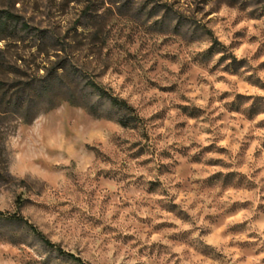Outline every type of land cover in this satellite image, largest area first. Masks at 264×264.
Instances as JSON below:
<instances>
[{"label": "rangeland", "instance_id": "374dc122", "mask_svg": "<svg viewBox=\"0 0 264 264\" xmlns=\"http://www.w3.org/2000/svg\"><path fill=\"white\" fill-rule=\"evenodd\" d=\"M164 1L179 18H148V0H0V8L30 26L15 32L23 40L9 48L10 60L23 58L28 67L0 72V194L15 197L0 212V264H80L44 245L27 225L43 227L40 214L50 211L75 219L89 243L70 247V241L43 236L83 264H108L96 252L110 243L113 261L124 254L120 264H244L249 256L264 264V236L254 230L264 222V96L258 94L264 92V0ZM38 30L58 41L47 39L36 52L30 37ZM245 43L255 50L238 58L234 50ZM52 48L64 50L55 56ZM65 57L71 65L60 71L61 79L49 80L54 61ZM205 72L225 89H216ZM28 78L49 82L26 106ZM89 82L130 109L96 100ZM205 88L207 105L200 107ZM61 104L83 108L79 118L99 120L102 127L126 122L119 124L122 134L112 133L113 149L88 146L112 167L98 168L84 184L74 180L65 195H74L75 203L49 191L50 185H17L7 171L15 163L12 138L28 156L53 155L47 141L66 130L55 111ZM40 114L44 119L36 125ZM201 131L211 142L195 139ZM143 209L149 214L140 215ZM241 235L246 239H234Z\"/></svg>", "mask_w": 264, "mask_h": 264}, {"label": "clouds", "instance_id": "9594fccd", "mask_svg": "<svg viewBox=\"0 0 264 264\" xmlns=\"http://www.w3.org/2000/svg\"><path fill=\"white\" fill-rule=\"evenodd\" d=\"M235 15V14H233ZM249 29L251 30V23L246 22ZM244 24L241 25L243 27ZM227 42V41H226ZM246 49L255 50V45L245 43L242 48L234 50L235 55L239 58L244 54ZM209 81H211L216 89L223 90L225 85L222 83H216V77H208L207 73H203ZM260 77L264 79V72L259 73ZM231 80L235 81V77H231ZM103 82L107 83V77L103 78ZM253 92L257 90L253 89ZM199 94V90L194 95ZM264 96V92L258 93ZM215 95V93H213ZM96 100H99V95L95 96ZM208 101L207 88L204 89V95L202 99L196 101L200 107H205ZM106 104H110V101H106ZM177 103H180L177 100ZM58 114H62L66 124V130L59 132L55 137L47 141V149L50 150L53 155H49L45 158L32 157L25 154L22 150L21 145L16 138L11 139L12 147L15 152V163L7 168L8 175L18 185L20 181L32 182L40 185H50L49 191L55 190L59 192L63 199L71 200L73 203L76 202L74 195H65V193L73 190V181L78 180L79 183L84 184L89 181L91 177H94L98 168H111L112 165L101 163L96 156L95 151L90 150L88 146H100L103 150L113 149L112 144V133L119 132L123 133V128L120 127L119 123L110 124L108 127H102L99 120L85 121L79 118L81 113H84V109L81 107L68 108L66 109L63 104L59 109H55ZM176 112H169V117H175ZM44 119L43 114L37 116L33 121L34 124L39 125L40 120ZM195 123V121H189V124ZM208 125H201V129L207 128ZM71 133V135H69ZM195 139L202 145H206L211 142V138L204 135L201 131ZM171 141H169L170 143ZM227 141H223L221 146H226ZM7 147V144L5 145ZM210 157L213 153L208 154ZM36 161H40L37 163ZM264 161V158H262ZM137 175H147L144 170H135ZM264 175V173H262ZM151 177H149L150 179ZM113 191L116 190V185H110ZM18 191L19 189L16 188ZM139 197V193H137ZM14 196H10L5 192L0 194V212H4L9 209V205H14ZM32 205H25V207H31ZM80 207L87 211V206L81 203ZM135 207L126 210L121 216V222H123V215H127L129 211H134ZM157 211H159L157 209ZM23 214V210H21ZM113 209L110 208L108 211V217H111ZM140 215H148V210L143 209ZM241 216H246L245 213H240ZM43 227L41 224L35 223L34 227L38 231H41L43 235L47 236L53 243H58L62 239L68 243L70 241V247L75 246L79 241L81 246L85 243H89L87 239L81 240V230L76 227V220L65 221L58 212L50 211L47 213L40 214ZM239 217H237L238 219ZM134 223V221H129ZM185 228L189 225H185ZM254 230L258 231L261 236H264V222L255 225ZM97 232L99 229L96 230ZM55 233V234H52ZM153 240L158 239V236L153 235ZM233 239V237H228ZM234 239L244 240L245 236H237ZM211 242V241H209ZM92 250L95 251L97 244L91 245ZM107 251H98L96 255L102 260H106L108 264H120V261L124 259V254L120 253L115 257L113 261V253L116 252L114 244L106 245ZM181 251L180 248L175 249ZM261 257L249 256L244 264H257ZM130 264H136L133 260Z\"/></svg>", "mask_w": 264, "mask_h": 264}, {"label": "trees", "instance_id": "16d2710c", "mask_svg": "<svg viewBox=\"0 0 264 264\" xmlns=\"http://www.w3.org/2000/svg\"><path fill=\"white\" fill-rule=\"evenodd\" d=\"M112 1H110L111 3ZM148 3H150L149 11L147 13L148 18H179V11L173 10L171 7V4L164 1V0H148ZM21 16L9 9L6 8H0V72L3 74H12L16 71H19L20 67L27 68L28 64H25V61L23 58H18L13 60H10L11 54L9 52V48L12 45H16L17 42H21L23 39L22 37H18L15 32L17 30H30V26L27 22L20 19ZM31 46L35 48L36 52L41 51V47H43L44 42L48 39L49 41L57 42L58 39L54 36L47 37L44 34H42V30H38L35 34V36L30 37ZM56 50L55 56H57V51H63V48H52ZM32 54V52L30 53ZM34 54V53H33ZM65 58H62V60H59L58 62L54 61L53 64V75L50 76L49 80H52L53 78L61 79L60 71L65 70L69 65V60ZM17 61H22V64H17ZM38 69L35 66V70ZM48 81H43V83L35 84L34 82H28L31 81L30 78L26 80V106L30 104L32 101L31 99L36 96L38 93H42L45 86H47ZM3 81L0 78V87L2 85ZM91 90L94 92L95 95H99V98L105 99L106 101H110L111 105L118 106L121 109L129 110L130 106L127 104V102L117 97L116 95H113L111 92H109L107 89L102 87L101 85L97 84L96 82H89ZM118 123L120 125H126V122L124 120H118ZM1 215V214H0ZM12 217H16L17 220H22L18 216L12 215ZM27 223V222H26ZM30 230L34 232L38 237H40V240L42 243L48 247L55 248L57 253L64 255L65 257H68L80 264H83V262L78 258L77 256L63 251L61 248L55 246V244L51 243L50 240L45 238L43 234H41L39 231L36 230L34 226L31 224H28Z\"/></svg>", "mask_w": 264, "mask_h": 264}]
</instances>
